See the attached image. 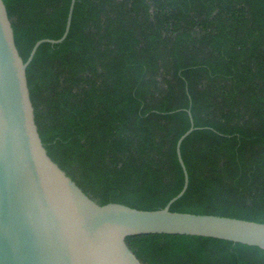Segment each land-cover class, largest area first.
<instances>
[{
    "label": "trees",
    "instance_id": "1",
    "mask_svg": "<svg viewBox=\"0 0 264 264\" xmlns=\"http://www.w3.org/2000/svg\"><path fill=\"white\" fill-rule=\"evenodd\" d=\"M26 61L71 0H3ZM50 158L90 198L264 223V0H76L26 70ZM147 264H264L217 238H126Z\"/></svg>",
    "mask_w": 264,
    "mask_h": 264
},
{
    "label": "water",
    "instance_id": "2",
    "mask_svg": "<svg viewBox=\"0 0 264 264\" xmlns=\"http://www.w3.org/2000/svg\"><path fill=\"white\" fill-rule=\"evenodd\" d=\"M75 2L63 35L38 40L24 61L0 0V264H147L126 240L146 234L210 237L264 249L262 222L170 209L189 184L181 145L198 129L190 110V127L176 146L184 185L164 208L101 205L50 158L37 128L26 70L42 43L66 39Z\"/></svg>",
    "mask_w": 264,
    "mask_h": 264
}]
</instances>
